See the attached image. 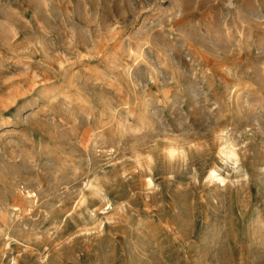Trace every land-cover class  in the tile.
Masks as SVG:
<instances>
[{"label": "rangeland", "instance_id": "1", "mask_svg": "<svg viewBox=\"0 0 264 264\" xmlns=\"http://www.w3.org/2000/svg\"><path fill=\"white\" fill-rule=\"evenodd\" d=\"M0 264H264V0H0Z\"/></svg>", "mask_w": 264, "mask_h": 264}, {"label": "bare ground", "instance_id": "2", "mask_svg": "<svg viewBox=\"0 0 264 264\" xmlns=\"http://www.w3.org/2000/svg\"><path fill=\"white\" fill-rule=\"evenodd\" d=\"M229 146H230V145H229ZM229 146H228V147H229ZM232 148H233V147H232ZM232 148L229 149V153H230L231 156L236 157L237 154H236V152H235ZM225 153H226V152H225ZM235 161H236V160H235ZM223 180H224V179H223Z\"/></svg>", "mask_w": 264, "mask_h": 264}]
</instances>
